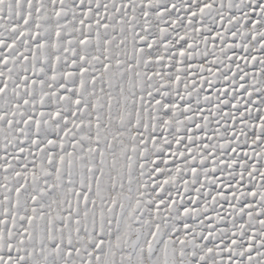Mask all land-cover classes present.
Listing matches in <instances>:
<instances>
[{
  "label": "snow or ice",
  "instance_id": "1",
  "mask_svg": "<svg viewBox=\"0 0 264 264\" xmlns=\"http://www.w3.org/2000/svg\"><path fill=\"white\" fill-rule=\"evenodd\" d=\"M0 264H264V0H0Z\"/></svg>",
  "mask_w": 264,
  "mask_h": 264
}]
</instances>
